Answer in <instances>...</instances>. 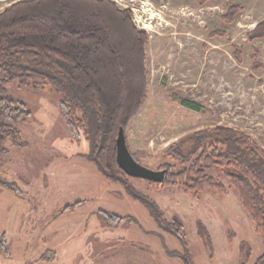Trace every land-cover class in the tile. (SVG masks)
<instances>
[{
    "label": "rangeland",
    "instance_id": "374dc122",
    "mask_svg": "<svg viewBox=\"0 0 264 264\" xmlns=\"http://www.w3.org/2000/svg\"><path fill=\"white\" fill-rule=\"evenodd\" d=\"M17 1L0 0V13ZM112 1L129 9L149 35L147 95L126 139L138 162L164 170L163 164L175 163L167 154L173 144L216 126L241 130L264 148V38H248L264 22V0ZM232 4L243 10L228 22L223 16ZM216 30L225 36L211 35ZM254 61L261 66L255 68ZM8 89L24 103L26 116L13 122L22 142L6 143L0 235L6 233L10 247L8 254L0 252V264H187V251L192 264H255L264 252V236L222 171L210 173L224 191L193 194L128 175L126 182L136 190L131 193L87 156L90 144L82 132L78 138L70 133L60 92L19 82ZM144 198L167 223L183 224L182 239L153 216ZM101 211L123 219L109 224ZM47 250L54 260L41 258Z\"/></svg>",
    "mask_w": 264,
    "mask_h": 264
},
{
    "label": "trees",
    "instance_id": "16d2710c",
    "mask_svg": "<svg viewBox=\"0 0 264 264\" xmlns=\"http://www.w3.org/2000/svg\"><path fill=\"white\" fill-rule=\"evenodd\" d=\"M242 10L232 4L223 18L233 22ZM131 14L112 0H20L0 13V185L7 186L1 178L7 141L22 142L13 122L25 119V106L12 99L8 89L19 82L60 92L64 122L74 137L83 133L90 144L87 156L108 178L136 193L118 164L116 144L121 128L127 139L128 126L147 95L145 43L149 35L136 26ZM211 35L223 37L225 32L216 30ZM248 38H264V22ZM258 55L255 50L254 57ZM234 56L242 61V50L235 47ZM253 66L261 64L254 61ZM186 105L199 109L193 103ZM189 140L190 148L183 151L182 144ZM167 154L175 163L162 165L165 179L157 183L182 186L193 194L206 188L224 191V185L210 173L220 170L237 191L256 232L264 236V148L251 135L231 127L205 128L173 144ZM144 201L163 226L183 238L180 221L167 223L155 203ZM80 202L66 205L64 211ZM101 212L109 224L123 219ZM9 247L2 233L0 252L8 254ZM41 258L52 261L55 253L47 250ZM185 261L192 264L188 251ZM255 264H264V252Z\"/></svg>",
    "mask_w": 264,
    "mask_h": 264
},
{
    "label": "water",
    "instance_id": "95a60500",
    "mask_svg": "<svg viewBox=\"0 0 264 264\" xmlns=\"http://www.w3.org/2000/svg\"><path fill=\"white\" fill-rule=\"evenodd\" d=\"M116 144L118 164L129 176L158 182H162L165 179V170H155L144 166L133 157L127 145L123 128L119 131Z\"/></svg>",
    "mask_w": 264,
    "mask_h": 264
}]
</instances>
